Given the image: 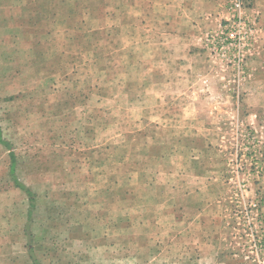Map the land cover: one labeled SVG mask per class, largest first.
<instances>
[{
    "label": "rangeland",
    "instance_id": "obj_1",
    "mask_svg": "<svg viewBox=\"0 0 264 264\" xmlns=\"http://www.w3.org/2000/svg\"><path fill=\"white\" fill-rule=\"evenodd\" d=\"M137 7L0 0V128L35 197L29 222L0 144V264H264V75L238 85L201 42L204 73L161 89Z\"/></svg>",
    "mask_w": 264,
    "mask_h": 264
},
{
    "label": "crops",
    "instance_id": "obj_2",
    "mask_svg": "<svg viewBox=\"0 0 264 264\" xmlns=\"http://www.w3.org/2000/svg\"><path fill=\"white\" fill-rule=\"evenodd\" d=\"M137 20L143 26L159 25L161 31H165L166 35L158 41H154L156 58H162L171 62L168 68L169 76L166 80H162L160 73V88H169V90H177V88L186 89L193 81H187L190 76H200L204 73L202 68L198 66L199 61L203 62V55L199 46L202 42V33L213 25L215 17L226 16V6L229 0H137ZM250 10L258 11L255 3L261 4L264 0H244ZM219 11V12H218ZM208 22V23H207ZM210 23V24H209ZM260 24V23H259ZM261 26V25H260ZM262 29V26H261ZM263 34V31H262ZM264 48V41L262 42ZM264 57V51L262 52ZM250 77L264 75V60L255 59L253 62ZM177 76L182 78L181 82L177 81ZM168 80V84L165 83ZM259 83V82H257ZM260 86L255 84L253 94H257L259 88L264 89V82L260 81ZM180 85V86H178ZM262 85V86H261ZM178 86V87H177ZM192 88H197L194 85ZM200 86L198 87V89ZM202 88V87H201ZM172 99V98H169ZM184 100V99H183ZM180 101H182L180 99ZM177 102H169L176 104ZM189 102H185L187 104Z\"/></svg>",
    "mask_w": 264,
    "mask_h": 264
},
{
    "label": "built area",
    "instance_id": "obj_3",
    "mask_svg": "<svg viewBox=\"0 0 264 264\" xmlns=\"http://www.w3.org/2000/svg\"><path fill=\"white\" fill-rule=\"evenodd\" d=\"M226 16L205 34L202 42L212 60L234 76L238 85L250 77L248 61L255 56L262 37L259 12L250 10L244 0H229Z\"/></svg>",
    "mask_w": 264,
    "mask_h": 264
},
{
    "label": "trees",
    "instance_id": "obj_4",
    "mask_svg": "<svg viewBox=\"0 0 264 264\" xmlns=\"http://www.w3.org/2000/svg\"><path fill=\"white\" fill-rule=\"evenodd\" d=\"M0 144L4 147H6L7 150H9V156H10V175L12 178V181L15 185L16 188H18L19 190H21L28 198V203H29V209H28V221L31 222L32 219V214H33V210L35 208V197L34 194L22 183L19 182V180L16 178L15 175V167H16V159H15V154L13 153L10 147V145L8 144L7 141H5L2 137V132H1V128H0ZM29 229V228H28ZM27 236L29 238V241L32 240V236L30 231H27ZM29 253H30V258L33 262V264H40V262L35 258V256L33 255V249H29Z\"/></svg>",
    "mask_w": 264,
    "mask_h": 264
}]
</instances>
